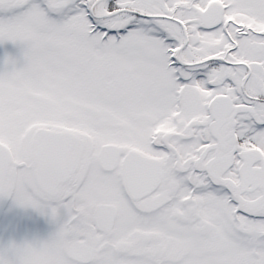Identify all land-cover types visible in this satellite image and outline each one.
Returning a JSON list of instances; mask_svg holds the SVG:
<instances>
[{
    "label": "snow or ice",
    "instance_id": "obj_1",
    "mask_svg": "<svg viewBox=\"0 0 264 264\" xmlns=\"http://www.w3.org/2000/svg\"><path fill=\"white\" fill-rule=\"evenodd\" d=\"M3 199L0 264H264V0H0Z\"/></svg>",
    "mask_w": 264,
    "mask_h": 264
},
{
    "label": "flooded vegetation",
    "instance_id": "obj_2",
    "mask_svg": "<svg viewBox=\"0 0 264 264\" xmlns=\"http://www.w3.org/2000/svg\"><path fill=\"white\" fill-rule=\"evenodd\" d=\"M52 230L53 226L32 209L16 207L7 199L0 200V244L34 236L44 238Z\"/></svg>",
    "mask_w": 264,
    "mask_h": 264
}]
</instances>
